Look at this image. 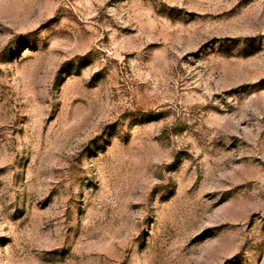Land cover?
<instances>
[{
  "label": "rangeland",
  "instance_id": "374dc122",
  "mask_svg": "<svg viewBox=\"0 0 264 264\" xmlns=\"http://www.w3.org/2000/svg\"><path fill=\"white\" fill-rule=\"evenodd\" d=\"M0 264H264V0H0Z\"/></svg>",
  "mask_w": 264,
  "mask_h": 264
}]
</instances>
